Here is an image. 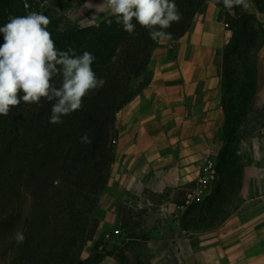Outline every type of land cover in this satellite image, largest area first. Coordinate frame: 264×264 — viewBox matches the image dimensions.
<instances>
[{"label":"trees","instance_id":"obj_1","mask_svg":"<svg viewBox=\"0 0 264 264\" xmlns=\"http://www.w3.org/2000/svg\"><path fill=\"white\" fill-rule=\"evenodd\" d=\"M209 1L175 0L182 19L166 30L172 33L169 41L182 37ZM252 2L256 14L230 12L222 2L219 5L230 34L216 53L223 116V147L216 157L220 181L206 206L189 200L196 180L173 192L171 201L183 208L179 227L186 233L214 228L222 209L213 201L225 199L232 186L239 189L244 181L236 147L258 88L256 51L264 45L259 18L264 0ZM18 6L19 0H0V26ZM51 35L60 50L91 52L96 58L92 68L105 83L83 98L82 109L63 116L61 124L49 123L55 101L42 100L43 107L21 102L8 116H0L1 264H101L110 257L98 250L94 237L100 223L99 198L115 159L116 113L149 82L148 65L159 44L139 24L132 34L123 31L112 16ZM54 83L58 86L60 78ZM85 133L90 144L80 143ZM117 218L120 227L125 226ZM17 231L25 236L22 243L15 240Z\"/></svg>","mask_w":264,"mask_h":264},{"label":"crops","instance_id":"obj_2","mask_svg":"<svg viewBox=\"0 0 264 264\" xmlns=\"http://www.w3.org/2000/svg\"><path fill=\"white\" fill-rule=\"evenodd\" d=\"M217 1L222 0H210L178 40L156 46L149 82L116 113L115 159L99 198L106 216L98 228L116 222L112 204L120 195L168 190L165 204L183 209L171 201L173 192L194 182L206 157L220 148L216 53L230 34ZM248 13L256 14V8ZM259 18L264 25V13ZM254 200L251 208H237L212 230L195 233L196 247L185 244L180 263L264 264V195Z\"/></svg>","mask_w":264,"mask_h":264},{"label":"rangeland","instance_id":"obj_3","mask_svg":"<svg viewBox=\"0 0 264 264\" xmlns=\"http://www.w3.org/2000/svg\"><path fill=\"white\" fill-rule=\"evenodd\" d=\"M19 2L20 7L18 6V10L11 16L26 15L28 11L42 12L50 19L48 25L50 33H58L68 27L97 24L109 16L106 12L98 10L97 6L102 0H47L44 7L40 5L44 4L45 0ZM221 2L217 1V4L220 5ZM249 3L251 6L246 10L234 7L229 11L253 12L255 5L252 0H249ZM25 4L29 6L27 9ZM172 54L173 52L170 56H173ZM256 58L259 66L258 88L247 118L240 127L239 143L236 147L239 156L238 166L243 169L244 181L239 189L232 186L231 193H228L225 199L217 197L213 201L221 203L222 209L214 220L216 223H219V220L221 223V218H224V221L239 207L241 211L251 208L254 198L264 195V45L256 51ZM222 147L221 135L220 148L206 157L199 171V174L203 173L205 176L204 168L210 164L214 169L213 178L206 177L203 181L204 186L199 188L197 195H191L190 202L206 206L214 199V190L220 181L216 157ZM167 191L145 192L139 196L120 195L115 198L112 205L115 207L113 212L116 222L103 223L94 237L98 250L110 254V257L103 259L101 264H181L180 250L185 244L196 247L197 241L191 237L197 232L185 235L186 233L180 230L179 218L183 209L170 208L165 204L170 195ZM248 200L252 201L245 203ZM96 214L102 221L106 216V210L99 208ZM118 216L125 226L120 227Z\"/></svg>","mask_w":264,"mask_h":264},{"label":"clouds","instance_id":"obj_4","mask_svg":"<svg viewBox=\"0 0 264 264\" xmlns=\"http://www.w3.org/2000/svg\"><path fill=\"white\" fill-rule=\"evenodd\" d=\"M222 4L229 10L251 6L249 0H222ZM97 7L116 17V23L129 34L139 24L156 43L171 40L172 33L166 30L182 19L175 0H102ZM49 24L50 19L42 12L28 11L26 15L10 16L0 26L4 40L0 44V116H8L21 102L43 107L42 100L55 101L49 123L61 124L63 116L82 109L84 97L103 87L104 79L98 78L92 68L95 56L89 51L77 54L71 47L58 49L48 31ZM57 77L58 86L54 83ZM80 143H91L87 133ZM15 240L22 243L23 232L17 231Z\"/></svg>","mask_w":264,"mask_h":264},{"label":"built area","instance_id":"obj_5","mask_svg":"<svg viewBox=\"0 0 264 264\" xmlns=\"http://www.w3.org/2000/svg\"><path fill=\"white\" fill-rule=\"evenodd\" d=\"M204 169L206 170L205 171V176H204L203 173H200L199 176L196 179V187H195L194 192L192 194L193 196L197 195L199 193V190H200L199 188H202L204 186L203 185V181L206 179V177L213 178L214 169L212 168V166H210V164H209L208 166H205Z\"/></svg>","mask_w":264,"mask_h":264}]
</instances>
